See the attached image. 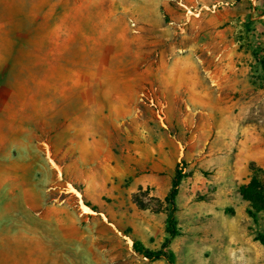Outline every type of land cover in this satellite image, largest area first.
<instances>
[{"label": "rangeland", "instance_id": "1", "mask_svg": "<svg viewBox=\"0 0 264 264\" xmlns=\"http://www.w3.org/2000/svg\"><path fill=\"white\" fill-rule=\"evenodd\" d=\"M95 1L0 0V264H264L239 194L264 161L231 167L264 142V0Z\"/></svg>", "mask_w": 264, "mask_h": 264}, {"label": "trees", "instance_id": "2", "mask_svg": "<svg viewBox=\"0 0 264 264\" xmlns=\"http://www.w3.org/2000/svg\"><path fill=\"white\" fill-rule=\"evenodd\" d=\"M258 172H254L249 183L242 185L239 188L240 196L248 203L247 213L255 225H260V222L264 220V179L259 176ZM185 175L184 170L177 165L170 191L164 200L169 207V215L166 221L167 238L162 246V249L155 252L139 248L136 244L134 245L136 251L142 253L144 257L149 260H158L162 256H165L166 258L170 257L164 252V250L167 249L172 241L179 236L178 222L176 218L177 198ZM139 197V195H136L135 201L140 208L144 209L146 206L143 205ZM155 200L159 201V199ZM257 240L264 246V232H258Z\"/></svg>", "mask_w": 264, "mask_h": 264}, {"label": "crops", "instance_id": "3", "mask_svg": "<svg viewBox=\"0 0 264 264\" xmlns=\"http://www.w3.org/2000/svg\"><path fill=\"white\" fill-rule=\"evenodd\" d=\"M159 1L160 0H122L125 9L124 12L125 15L131 16L134 19H151L155 17L153 16L154 15L153 9H155L158 6ZM95 3L96 4L98 3L97 0L95 1ZM146 8H149L150 10ZM118 12L119 11H111L109 16H113V15L117 16ZM75 16L76 15L74 14V17ZM115 77L117 78L118 76ZM176 79L178 80L180 78L176 76ZM187 79L190 78L187 77ZM191 83L194 82L191 81ZM218 130L219 132L216 133L215 137L207 141V144H209V150H208L209 159L207 160V163L209 164L210 167L216 169L217 173H220L225 171L223 165L226 162H230V161H227L228 156L226 155L224 150L219 147V141L221 140L223 134L221 132V129ZM240 142L241 145L238 146L239 152L236 154V161L232 162L233 164L231 167L233 168L240 163L238 159L240 155L243 156L244 162L247 163L256 162L262 164V162L264 161V142L262 141L261 135L259 133L254 134V130L248 128L246 129V133L242 137V140ZM195 149L196 148L192 150L193 153L195 152ZM187 155L188 153H186V157Z\"/></svg>", "mask_w": 264, "mask_h": 264}, {"label": "bare ground", "instance_id": "4", "mask_svg": "<svg viewBox=\"0 0 264 264\" xmlns=\"http://www.w3.org/2000/svg\"><path fill=\"white\" fill-rule=\"evenodd\" d=\"M83 207L85 209V213L89 214V213L93 212L87 205L83 204Z\"/></svg>", "mask_w": 264, "mask_h": 264}]
</instances>
